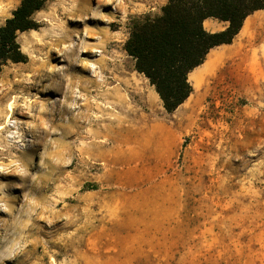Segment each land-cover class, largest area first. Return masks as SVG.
Returning <instances> with one entry per match:
<instances>
[{
    "label": "rangeland",
    "instance_id": "1",
    "mask_svg": "<svg viewBox=\"0 0 264 264\" xmlns=\"http://www.w3.org/2000/svg\"><path fill=\"white\" fill-rule=\"evenodd\" d=\"M167 2L49 0L19 35L27 63L0 70V264H264V11L169 114L125 51ZM19 5L0 0V27Z\"/></svg>",
    "mask_w": 264,
    "mask_h": 264
},
{
    "label": "trees",
    "instance_id": "2",
    "mask_svg": "<svg viewBox=\"0 0 264 264\" xmlns=\"http://www.w3.org/2000/svg\"><path fill=\"white\" fill-rule=\"evenodd\" d=\"M48 1L20 0L0 27V70L8 62L27 63L18 37L41 27L35 15ZM258 11H264V0H168L160 15L132 19L125 51L172 114L193 94L191 73L205 64L212 50L232 45L247 19ZM208 20L226 27L210 32L205 27Z\"/></svg>",
    "mask_w": 264,
    "mask_h": 264
},
{
    "label": "bare ground",
    "instance_id": "3",
    "mask_svg": "<svg viewBox=\"0 0 264 264\" xmlns=\"http://www.w3.org/2000/svg\"><path fill=\"white\" fill-rule=\"evenodd\" d=\"M253 21H254V19H253ZM252 23V22H251ZM227 48H224V49H221V50H216V51H213V53H210L209 54V56H208V60H213V61H220L223 57H225L226 56V54H230L231 52H233L232 50H231V48H228V47H230V45H225ZM222 47V46H221ZM220 47V48H221ZM225 55V56H224ZM87 63H86V61H83V63L81 64V66H84V65H86ZM198 69H200V67L199 68H197L196 70H198ZM195 70V71H196ZM195 71L193 72V73H191V75H190V81H191V76L194 78V79H196V83H197V85L200 83V78H201V75H200V73H198V74H196L195 73ZM201 89V88H200ZM199 89V90H200ZM1 128V127H0Z\"/></svg>",
    "mask_w": 264,
    "mask_h": 264
},
{
    "label": "crops",
    "instance_id": "4",
    "mask_svg": "<svg viewBox=\"0 0 264 264\" xmlns=\"http://www.w3.org/2000/svg\"><path fill=\"white\" fill-rule=\"evenodd\" d=\"M258 12H261V11H258ZM258 12H256V13H258ZM256 13L253 14L252 16H250L248 19H250L251 17H253L254 15H256ZM248 19H247V21H248ZM208 21H214V22L220 23V22L217 21V20H208ZM208 21H206V22H208ZM247 21H246V22H247ZM206 22H205V24H206ZM221 24H224L225 26L222 27L221 29H213V30H208V31H210V32H219V31H222V30L226 27V24H225V23H221ZM245 24H246V23H245ZM245 24H244V27H245ZM244 27H243L241 33L237 36L236 39H238V37H240V35H241L242 32L244 31ZM236 39H235V41H236ZM222 47H225V46H222ZM218 48H220V47H218ZM212 51H213V50H212ZM208 56H209V55H208ZM206 61H207V60H206ZM218 63H220V62H217L216 64H214V66L212 67L210 73H209L208 75H206L205 77L211 76V75L213 74L214 70H215V69L217 68V66H218ZM201 68H203V67H200V69H201Z\"/></svg>",
    "mask_w": 264,
    "mask_h": 264
},
{
    "label": "snow or ice",
    "instance_id": "5",
    "mask_svg": "<svg viewBox=\"0 0 264 264\" xmlns=\"http://www.w3.org/2000/svg\"><path fill=\"white\" fill-rule=\"evenodd\" d=\"M93 2L95 3L96 0H93ZM11 179H12L11 177H0V181H9Z\"/></svg>",
    "mask_w": 264,
    "mask_h": 264
}]
</instances>
